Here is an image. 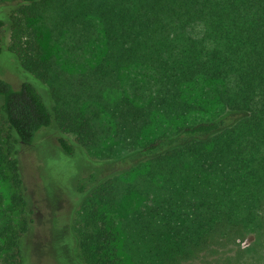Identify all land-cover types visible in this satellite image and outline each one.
<instances>
[{"label": "trees", "instance_id": "trees-1", "mask_svg": "<svg viewBox=\"0 0 264 264\" xmlns=\"http://www.w3.org/2000/svg\"><path fill=\"white\" fill-rule=\"evenodd\" d=\"M0 13V182L15 190L9 203L0 190V264H26L21 154L52 129L93 169L66 223L80 264L259 254L264 0H0Z\"/></svg>", "mask_w": 264, "mask_h": 264}, {"label": "rangeland", "instance_id": "rangeland-1", "mask_svg": "<svg viewBox=\"0 0 264 264\" xmlns=\"http://www.w3.org/2000/svg\"><path fill=\"white\" fill-rule=\"evenodd\" d=\"M2 76L16 85L20 83L19 75L7 68L2 71ZM21 157L28 211L16 215V218L21 222L24 218L30 220L29 231L22 241L26 264H80L73 252L74 239L68 233L69 224L66 223L74 218L79 200L78 185L93 169L79 155L69 156L62 150L54 129L43 133L34 146L25 148ZM0 190L9 203L15 192L12 185L1 181ZM139 204L138 198L124 201L112 216L120 222L121 218H126L127 208ZM253 243L249 237L245 246ZM228 248L231 250L226 255L213 249L210 259L200 255L187 264H264V241L259 254L247 253V257L241 259L236 257L237 246ZM124 252L121 256L127 259ZM129 263L130 260L126 262ZM1 264L6 262L1 261Z\"/></svg>", "mask_w": 264, "mask_h": 264}]
</instances>
